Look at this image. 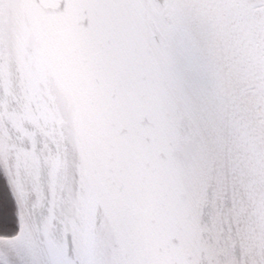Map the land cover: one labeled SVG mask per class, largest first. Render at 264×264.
Returning <instances> with one entry per match:
<instances>
[{"label":"snow or ice","instance_id":"6c2138e0","mask_svg":"<svg viewBox=\"0 0 264 264\" xmlns=\"http://www.w3.org/2000/svg\"><path fill=\"white\" fill-rule=\"evenodd\" d=\"M0 264H264V0H0Z\"/></svg>","mask_w":264,"mask_h":264}]
</instances>
